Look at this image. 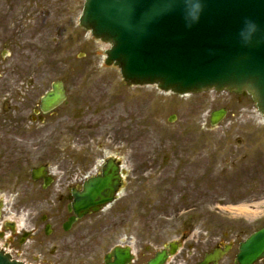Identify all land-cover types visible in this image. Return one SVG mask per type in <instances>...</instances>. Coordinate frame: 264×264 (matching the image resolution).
I'll return each mask as SVG.
<instances>
[{"label": "rangeland", "instance_id": "374dc122", "mask_svg": "<svg viewBox=\"0 0 264 264\" xmlns=\"http://www.w3.org/2000/svg\"><path fill=\"white\" fill-rule=\"evenodd\" d=\"M10 1L0 0L10 19L32 12L40 25L28 31L20 23L0 29V138L13 78L41 81L42 95L62 76L70 99L62 110L74 117L71 154L103 155V134L122 130L126 165L147 172L133 179L129 203L134 207L127 215V220L137 219L139 243L161 245L181 232L244 240L264 227V118L248 93L205 90L180 96L156 86L131 87L118 68L104 64L110 46L79 26L85 0H37L38 6L36 0ZM11 11L15 16L10 17ZM4 51L8 55L1 58ZM118 96H125L122 104ZM221 108L228 113L212 128L210 114ZM174 114L178 121L170 124ZM137 118H146L150 126L142 120L134 125ZM56 150L33 155L28 167L52 162ZM114 218H109L113 226L94 221L91 264H102L108 248L121 243L124 231Z\"/></svg>", "mask_w": 264, "mask_h": 264}, {"label": "flooded vegetation", "instance_id": "af4514ba", "mask_svg": "<svg viewBox=\"0 0 264 264\" xmlns=\"http://www.w3.org/2000/svg\"><path fill=\"white\" fill-rule=\"evenodd\" d=\"M8 15L5 9H0V29H5V24L15 26V23H20L28 31L33 29L34 23L40 22L39 16L36 14L34 17L32 12H23L21 19H10ZM11 16H15L14 11L10 12ZM36 25L38 27L40 24ZM5 44L11 43L8 41ZM5 47L9 48L8 45ZM5 52L1 58L8 55ZM12 81V92L6 93L2 108L1 131L4 138H0V256L22 264H91L89 242L94 221L113 226L109 218L117 216L114 219L120 223L124 235L121 243L108 248L102 264H147L163 253L165 259L161 264H239L237 253L243 239L238 236L228 240V234L203 237L181 232L178 237L166 240L161 245L139 243L140 239L134 235L137 219L127 220V215L134 207L129 203L133 179L147 172L126 165L122 130L116 131L115 135L103 134V155L89 152L80 156L71 154L75 142L70 122L74 117L71 113L64 114L62 110L70 103L64 77L54 78L42 95L40 90L43 84L41 81L36 83L33 77L15 76ZM57 81L63 83L66 99L57 108L44 112L41 108L43 96ZM124 97L118 96L117 103L122 104ZM150 103L148 99V105ZM137 119L134 125H139L142 120V125L146 126L151 116L147 120ZM168 121L174 124L178 116L174 114ZM52 147L58 149L56 159L28 167L33 155L46 148L49 153ZM105 169L115 173L119 184L114 200L104 204L98 212L78 217L74 211L76 194L83 191L85 184L102 177ZM153 171L152 167L151 173ZM115 208L118 210L115 211ZM127 228L132 232L128 233ZM101 231L103 228H100ZM226 246H229V250L216 263H204L208 254L217 249L224 250ZM117 247L128 254L126 259L116 261L113 252ZM254 264H264V257Z\"/></svg>", "mask_w": 264, "mask_h": 264}, {"label": "water", "instance_id": "95a60500", "mask_svg": "<svg viewBox=\"0 0 264 264\" xmlns=\"http://www.w3.org/2000/svg\"><path fill=\"white\" fill-rule=\"evenodd\" d=\"M190 8L185 0H86L79 23L112 45L105 62L117 66L125 82L157 85L177 94L245 90L264 118V0H202V11ZM246 21L257 27L242 36ZM64 100L63 84L56 82L41 108L48 112ZM225 115L223 109L212 112L211 124ZM117 189L115 173L105 169L103 177L76 194L75 213L81 217L98 211ZM225 251L216 250L205 263L217 261ZM114 253L117 261L128 257L119 250ZM263 257L264 227L240 244L237 261L254 264ZM164 259L158 255L149 264ZM0 264L19 263L0 256Z\"/></svg>", "mask_w": 264, "mask_h": 264}, {"label": "clouds", "instance_id": "9594fccd", "mask_svg": "<svg viewBox=\"0 0 264 264\" xmlns=\"http://www.w3.org/2000/svg\"><path fill=\"white\" fill-rule=\"evenodd\" d=\"M186 4L191 5V8L189 9V12L192 11V9H198L202 11V0H185ZM198 15L193 16V19H198ZM256 24L253 21H246L245 22V28L241 30V35L243 36L245 34V32H254L256 29ZM248 38V37H246ZM260 122H264V121H260Z\"/></svg>", "mask_w": 264, "mask_h": 264}]
</instances>
